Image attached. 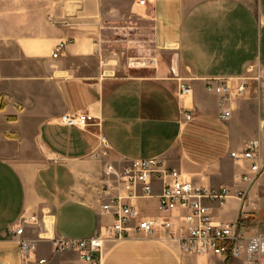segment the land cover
I'll use <instances>...</instances> for the list:
<instances>
[{
  "label": "crops",
  "instance_id": "0c3cea01",
  "mask_svg": "<svg viewBox=\"0 0 264 264\" xmlns=\"http://www.w3.org/2000/svg\"><path fill=\"white\" fill-rule=\"evenodd\" d=\"M136 8L150 28L153 75L123 73L124 53L105 43V0H0V264H85L76 252H55L51 238L88 237L113 222L100 214L109 165L163 157L198 186L234 192L247 164L231 153L257 139L264 160V0H134L129 13ZM63 40L71 43L53 58ZM242 78L249 83L242 97L206 89L207 80L235 88ZM181 81L191 94L180 93ZM225 110L230 117H221ZM77 113L93 115V124L61 121ZM103 138L108 155L95 159ZM161 190L155 181L152 197L134 201L142 216H159ZM229 204L233 214L223 221L217 210ZM212 212L233 222L240 201L230 197ZM25 213L39 217L25 229L37 240L29 259L9 234ZM102 264L244 263L142 233L106 243Z\"/></svg>",
  "mask_w": 264,
  "mask_h": 264
},
{
  "label": "built area",
  "instance_id": "2783aa9c",
  "mask_svg": "<svg viewBox=\"0 0 264 264\" xmlns=\"http://www.w3.org/2000/svg\"><path fill=\"white\" fill-rule=\"evenodd\" d=\"M146 2L138 0L140 5H146ZM70 43L71 40L58 42L52 57L58 58ZM156 62L155 58H144L137 64L154 66ZM248 85V78H242L235 88L228 81L211 79L207 80L206 89L220 95L242 97ZM179 89L182 95L192 93L191 85L184 81L179 84ZM230 115L231 112L225 110L221 117L228 118ZM185 117L191 119L192 115L186 112ZM94 119L91 114L77 113L64 115L61 121L68 125L87 127ZM260 130L264 132V125ZM102 146L101 150L94 152L95 159L108 155L109 146L105 138L102 139ZM231 158L241 166L247 164L244 172L238 176L239 186L234 192L225 186H198L185 173L171 168L163 157L131 160L120 169L109 165L106 175L112 176L113 181L105 185L110 197L102 204L100 214L112 215L113 222L100 227L88 237L51 238L54 251H73L85 264H102L106 243L121 242L144 233L175 240L186 253L224 257L226 260L243 261L244 264H264V236L246 234L241 227V216L233 222L223 223L212 212L214 204L223 206L230 197L240 201V210L246 209L251 187L264 173V160L257 139L249 140L241 151L232 152ZM155 181L162 182V190L158 195L159 216L149 218L140 214L134 201L152 197ZM37 223L38 215L25 213L19 224L9 229V234L17 241L19 254L26 259L35 255L37 240L28 238L25 229L27 225ZM45 261L42 259L39 263Z\"/></svg>",
  "mask_w": 264,
  "mask_h": 264
},
{
  "label": "rangeland",
  "instance_id": "374dc122",
  "mask_svg": "<svg viewBox=\"0 0 264 264\" xmlns=\"http://www.w3.org/2000/svg\"><path fill=\"white\" fill-rule=\"evenodd\" d=\"M138 2V0H136ZM134 0H105V17L104 25L107 33H105V43L107 47L120 49L124 53L126 67L123 73L128 72L133 76L153 75L157 70V62L154 66H140V62L144 58H152L154 55L153 49L150 47L148 37V29L144 30L145 17L140 16L138 8L133 13H129ZM134 25V28H129L128 24ZM109 27V28H107ZM129 59V60H128ZM177 57L172 56L171 65H177ZM171 67V72L173 73ZM256 82L262 80V75L258 69L253 72ZM93 122L90 124L92 125ZM247 208L240 210L242 222V230L249 235L264 236V173L258 182L252 187L247 199ZM231 204L224 208H218L217 215L223 221L231 218ZM245 219H244V218Z\"/></svg>",
  "mask_w": 264,
  "mask_h": 264
},
{
  "label": "water",
  "instance_id": "95a60500",
  "mask_svg": "<svg viewBox=\"0 0 264 264\" xmlns=\"http://www.w3.org/2000/svg\"><path fill=\"white\" fill-rule=\"evenodd\" d=\"M244 218V217H243ZM245 219V218H244Z\"/></svg>",
  "mask_w": 264,
  "mask_h": 264
}]
</instances>
